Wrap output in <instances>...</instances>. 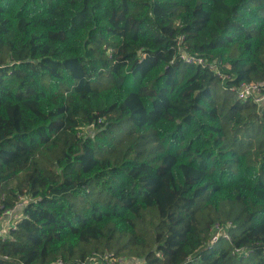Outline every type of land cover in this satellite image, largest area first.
Returning a JSON list of instances; mask_svg holds the SVG:
<instances>
[{
    "label": "trees",
    "instance_id": "1",
    "mask_svg": "<svg viewBox=\"0 0 264 264\" xmlns=\"http://www.w3.org/2000/svg\"><path fill=\"white\" fill-rule=\"evenodd\" d=\"M262 80L264 0H0V264H264Z\"/></svg>",
    "mask_w": 264,
    "mask_h": 264
},
{
    "label": "built area",
    "instance_id": "2",
    "mask_svg": "<svg viewBox=\"0 0 264 264\" xmlns=\"http://www.w3.org/2000/svg\"><path fill=\"white\" fill-rule=\"evenodd\" d=\"M177 57L185 64L198 66L213 73V75L220 80L223 85H226L233 80L234 75L230 72L228 63L221 59H209L198 53H190L183 38L180 36L176 42ZM229 89L234 90L235 95L242 101L251 100L258 111L264 108V80L262 81H241ZM93 129V125L84 127ZM82 131L79 132L81 135ZM26 198L23 197L21 201L11 210L6 211L0 216V236H4L11 228H14L20 218L22 217V208L24 207ZM232 226L231 222L215 223L209 233L208 242L205 247L211 246L219 242L220 239L230 240L229 228ZM232 254L238 256H247L250 253L249 249L234 247ZM262 254L264 255V249ZM100 260L103 264H147L144 260L130 259L126 257H112L110 254L95 255L88 263H95ZM52 264H62L61 261L53 262Z\"/></svg>",
    "mask_w": 264,
    "mask_h": 264
},
{
    "label": "rangeland",
    "instance_id": "3",
    "mask_svg": "<svg viewBox=\"0 0 264 264\" xmlns=\"http://www.w3.org/2000/svg\"><path fill=\"white\" fill-rule=\"evenodd\" d=\"M93 129H87V128H83V130H82V135H91V134H93V131H92ZM6 235V234H5ZM4 235V236H5Z\"/></svg>",
    "mask_w": 264,
    "mask_h": 264
}]
</instances>
